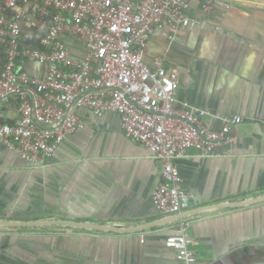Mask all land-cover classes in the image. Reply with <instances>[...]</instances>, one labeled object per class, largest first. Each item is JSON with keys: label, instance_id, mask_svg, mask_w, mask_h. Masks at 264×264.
Here are the masks:
<instances>
[{"label": "crops", "instance_id": "1", "mask_svg": "<svg viewBox=\"0 0 264 264\" xmlns=\"http://www.w3.org/2000/svg\"><path fill=\"white\" fill-rule=\"evenodd\" d=\"M188 16V28L155 25L143 61L153 67L160 59L177 73L178 102L207 110L209 128L219 129L226 116L242 119L229 142L205 155L188 147L175 159L182 186L194 195L183 217L199 264H264V0H230L208 13L190 0ZM22 29L23 44L37 46L39 34ZM66 44L84 58L80 44ZM3 55L0 39V69ZM19 65L35 76L47 70L35 61ZM80 115L84 125L45 163L0 144V221L62 219L122 230L0 225V264H184L165 244L182 213L161 214L151 200L159 161L125 136L116 113ZM14 117L15 104L2 103L0 119Z\"/></svg>", "mask_w": 264, "mask_h": 264}, {"label": "built area", "instance_id": "2", "mask_svg": "<svg viewBox=\"0 0 264 264\" xmlns=\"http://www.w3.org/2000/svg\"><path fill=\"white\" fill-rule=\"evenodd\" d=\"M229 1L199 0L200 10L226 8ZM189 7L190 0H0V105L15 104L14 119H0V144L45 163L84 125L80 110L114 112L125 136L144 145L161 165L151 190L157 211L188 210L194 195L182 186L175 159L188 147L205 155L229 142L232 126L242 119L226 116L219 129L209 128L202 120L207 110L178 102L177 73L160 59L153 67L142 59V45L155 25L172 32L190 26ZM23 25L39 34L37 46L23 44ZM67 39L83 47L84 58L71 54ZM22 61L46 64L45 75L30 74ZM189 226L179 216L176 234L165 244L184 264H199Z\"/></svg>", "mask_w": 264, "mask_h": 264}, {"label": "water", "instance_id": "3", "mask_svg": "<svg viewBox=\"0 0 264 264\" xmlns=\"http://www.w3.org/2000/svg\"><path fill=\"white\" fill-rule=\"evenodd\" d=\"M257 199H252V200H246L243 202H239V203H234V205H242V204H248L251 203L253 201H255ZM186 213H182L180 216H184ZM176 215L174 217H172L173 219L177 218ZM168 220V219H166ZM165 220V221H166ZM162 222V220H158L153 222V224H157ZM47 224H67V225H72V226H76V227H80V228H86V229H92V228H98V229H106V230H112V231H119L122 229L116 228V227H112V226H107V225H96L90 222H72V221H66V220H62V219H44V220H37V221H11V220H3L0 221V225H6V226H30V225H47ZM152 224V223H150Z\"/></svg>", "mask_w": 264, "mask_h": 264}]
</instances>
